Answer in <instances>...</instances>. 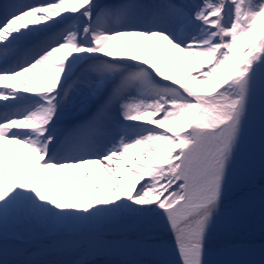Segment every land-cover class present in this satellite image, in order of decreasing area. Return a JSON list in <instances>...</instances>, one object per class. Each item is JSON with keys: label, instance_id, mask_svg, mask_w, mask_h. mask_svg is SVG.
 Masks as SVG:
<instances>
[{"label": "snow or ice", "instance_id": "6c2138e0", "mask_svg": "<svg viewBox=\"0 0 264 264\" xmlns=\"http://www.w3.org/2000/svg\"><path fill=\"white\" fill-rule=\"evenodd\" d=\"M142 7L0 3V65L15 62L0 67V236L10 220L71 228L163 216L180 264H213L210 230L258 94L264 125V0ZM50 29L40 51L23 49ZM78 96L86 119L58 134ZM5 142L28 149L31 163L17 154L14 166Z\"/></svg>", "mask_w": 264, "mask_h": 264}, {"label": "rangeland", "instance_id": "374dc122", "mask_svg": "<svg viewBox=\"0 0 264 264\" xmlns=\"http://www.w3.org/2000/svg\"><path fill=\"white\" fill-rule=\"evenodd\" d=\"M98 1V0H97ZM163 3L191 6L197 0H162ZM27 79V77L23 78ZM40 81L39 77H36ZM22 88L19 81H8ZM35 85V84H33ZM32 85V86H33ZM259 95V94H258ZM257 95V97H258ZM261 98L255 101L253 113L247 126L240 152L232 171V178L225 201V211L211 227L207 248L220 251L223 247L248 244H264V125L261 121ZM5 143V154L9 151ZM98 168V166H95ZM40 235L48 234L45 223H42ZM85 226V225H84ZM53 227L60 235L66 233L65 228ZM85 228H87L85 226ZM81 229L79 234L88 231L92 236L108 238L127 236L137 237L152 235L158 240L170 241L175 244L173 232L168 227L163 216L150 218L135 216H119L91 224L88 229ZM15 233H6V239L11 241ZM83 252L76 247L62 252H50L29 260L20 258H3L0 264L7 260L9 264H72ZM99 259V260H97ZM96 261V262H94ZM156 264L158 261L152 260ZM87 264H128L118 259L95 258Z\"/></svg>", "mask_w": 264, "mask_h": 264}, {"label": "bare ground", "instance_id": "6f19581e", "mask_svg": "<svg viewBox=\"0 0 264 264\" xmlns=\"http://www.w3.org/2000/svg\"><path fill=\"white\" fill-rule=\"evenodd\" d=\"M127 1L128 0H110V5ZM156 1L157 0H134V2L132 1L128 3L142 5L143 7L140 11L147 12L149 11L151 3H162V1ZM96 2L100 5L106 3V1ZM120 42H131L132 44L137 42L141 44L151 43L149 41H145L142 37H121ZM116 43L117 42H113V45ZM113 45H110V47ZM42 47V44L32 43L27 50H31V52H38ZM121 50L128 51L126 48ZM131 51L134 53L136 49L132 48ZM177 55L178 53L176 50H173V58L169 65V72L172 70V63L175 62ZM184 72L185 66L181 63L179 73L180 75H183ZM80 99H82V97L78 96L71 104L66 106L65 111L63 112L64 115L60 116L57 121V126L59 125L57 127L58 134L66 133L80 121L86 119L88 113L80 111ZM18 151L24 153V158L22 159L26 164H30L29 152L25 151V148L22 145H15L10 149L11 153L9 155L13 165L17 167L19 166V161L17 157L14 156V154H17ZM32 160L34 161V157ZM60 176L62 178L63 173H61ZM60 186L62 188L66 187L63 180H61ZM94 223L95 222L87 221L71 228H65L66 233L63 235L58 234L55 229H52L51 225L45 224V227L48 229V234L41 236L40 230L43 228L41 225L42 222L10 220L5 231L6 233H15L14 239L12 241H4L1 240L2 236H0V255H29L31 254L29 253V249L31 247H35L37 251H51L66 247L71 248L76 245L85 248V252L81 258L82 260L107 253L113 257L116 256L123 261L126 260L133 264H153L147 262L144 257L157 260L161 264H180V257L178 255L176 245L165 241L154 240L150 237H122L120 239L91 237L89 236L90 232L88 233V231H86L84 235L79 234L80 230L85 228V226L87 227L85 229H88V227ZM208 252L209 255L207 258L210 259L213 264H264V244H248L245 246L231 245L219 252H215L210 249H208ZM78 261L81 260L79 259ZM78 261L74 264H77Z\"/></svg>", "mask_w": 264, "mask_h": 264}]
</instances>
